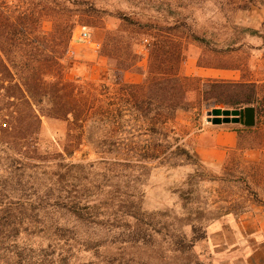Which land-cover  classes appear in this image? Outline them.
I'll return each instance as SVG.
<instances>
[{
    "label": "rangeland",
    "instance_id": "obj_1",
    "mask_svg": "<svg viewBox=\"0 0 264 264\" xmlns=\"http://www.w3.org/2000/svg\"><path fill=\"white\" fill-rule=\"evenodd\" d=\"M97 7L158 24L179 15L187 26L182 74L191 63L234 67L239 82L264 89V0H98ZM80 19L74 30L86 28L99 48L69 46L68 77L95 86L110 82L101 41L118 22L101 13ZM189 29L208 48L228 46L227 56H212ZM133 37L136 68L119 78L141 84L153 40ZM189 100L193 108L176 116L189 156L171 166L121 165L116 154L93 149L78 131L67 136L66 122L46 117L28 138L8 134L11 124L3 119L14 109L0 102V264H264V208L250 205L237 218L219 209L244 202L246 186L264 201V150L250 149L259 152L255 161L244 155L242 148L257 141L247 133L223 165L203 164L192 152L193 138L211 127L207 112L222 108L206 107L194 94Z\"/></svg>",
    "mask_w": 264,
    "mask_h": 264
},
{
    "label": "trees",
    "instance_id": "obj_2",
    "mask_svg": "<svg viewBox=\"0 0 264 264\" xmlns=\"http://www.w3.org/2000/svg\"><path fill=\"white\" fill-rule=\"evenodd\" d=\"M97 2L0 0V95L3 92L0 102L7 101V108L14 109L3 119L7 118L11 124L6 133L19 131L28 138L38 131L41 118L46 117L66 122L67 136L78 131L81 140H89L93 149L119 156L121 165L171 166L174 160L189 156L181 144L183 137L176 116L179 111L193 108L189 97L194 94L206 107L224 110L253 107L255 126L235 131L239 145L245 134L257 136L254 146L242 149L264 150V89L257 82H229L182 74L181 40L187 26L179 15L158 24L151 18L140 20L134 12L102 10ZM99 13L118 24L113 30H106L101 41V53L110 72L105 81H111L95 86L68 77L72 62L67 51L77 18H94ZM45 23L50 24L49 31H44ZM189 32L191 40L212 56H227L228 46L208 48L209 42ZM135 35L153 40L147 48L146 68L136 69L144 75L141 84L126 83L119 78L120 73L136 68ZM197 67L238 70L200 63ZM245 190L248 197L244 202L219 207L224 210L222 216L240 217L250 211V205L264 208L263 200L248 186Z\"/></svg>",
    "mask_w": 264,
    "mask_h": 264
},
{
    "label": "crops",
    "instance_id": "obj_3",
    "mask_svg": "<svg viewBox=\"0 0 264 264\" xmlns=\"http://www.w3.org/2000/svg\"><path fill=\"white\" fill-rule=\"evenodd\" d=\"M186 75L198 76L201 78L219 79L229 82H239L240 73L236 70H214L199 68L195 63L189 64ZM241 125L225 124L220 126L211 125L203 128L193 138V151L197 159L206 165H223L229 153L236 151L239 146V139L236 129H242ZM244 155L255 161L259 157V152L247 150Z\"/></svg>",
    "mask_w": 264,
    "mask_h": 264
},
{
    "label": "water",
    "instance_id": "obj_4",
    "mask_svg": "<svg viewBox=\"0 0 264 264\" xmlns=\"http://www.w3.org/2000/svg\"><path fill=\"white\" fill-rule=\"evenodd\" d=\"M206 117L207 122L214 126L236 124L252 128L256 123L253 107H245L241 110L212 109L207 112Z\"/></svg>",
    "mask_w": 264,
    "mask_h": 264
},
{
    "label": "built area",
    "instance_id": "obj_5",
    "mask_svg": "<svg viewBox=\"0 0 264 264\" xmlns=\"http://www.w3.org/2000/svg\"><path fill=\"white\" fill-rule=\"evenodd\" d=\"M76 43L90 44L94 49L99 48V44L92 41V35L86 28H77L73 31L69 46H73ZM67 54L71 55L70 48H68Z\"/></svg>",
    "mask_w": 264,
    "mask_h": 264
}]
</instances>
